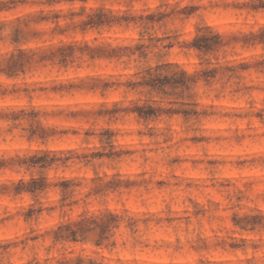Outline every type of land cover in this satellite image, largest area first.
I'll use <instances>...</instances> for the list:
<instances>
[{
  "label": "clouds",
  "instance_id": "clouds-1",
  "mask_svg": "<svg viewBox=\"0 0 264 264\" xmlns=\"http://www.w3.org/2000/svg\"><path fill=\"white\" fill-rule=\"evenodd\" d=\"M0 264H264V0H0Z\"/></svg>",
  "mask_w": 264,
  "mask_h": 264
}]
</instances>
